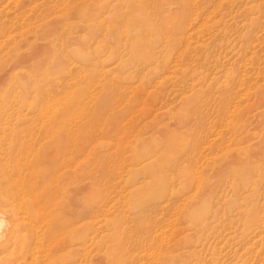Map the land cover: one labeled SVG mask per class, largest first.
<instances>
[{
    "label": "rangeland",
    "instance_id": "374dc122",
    "mask_svg": "<svg viewBox=\"0 0 264 264\" xmlns=\"http://www.w3.org/2000/svg\"><path fill=\"white\" fill-rule=\"evenodd\" d=\"M0 215V264H264V0H0Z\"/></svg>",
    "mask_w": 264,
    "mask_h": 264
},
{
    "label": "bare ground",
    "instance_id": "6f19581e",
    "mask_svg": "<svg viewBox=\"0 0 264 264\" xmlns=\"http://www.w3.org/2000/svg\"><path fill=\"white\" fill-rule=\"evenodd\" d=\"M4 223V217L3 215H0V226ZM21 224V223H20ZM7 230V229H6ZM15 231L17 232L16 225H13L12 228H10L8 231H6V235L4 236V239L2 240L0 238V252L9 253L13 247H15L16 244H18V241L15 239ZM20 234V233H19ZM26 247H29V243L25 244ZM3 257V255H1Z\"/></svg>",
    "mask_w": 264,
    "mask_h": 264
}]
</instances>
